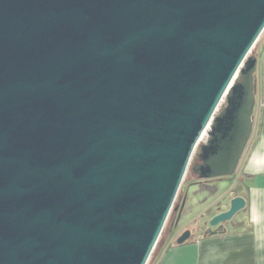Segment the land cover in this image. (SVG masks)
Here are the masks:
<instances>
[{
	"label": "water",
	"instance_id": "95a60500",
	"mask_svg": "<svg viewBox=\"0 0 264 264\" xmlns=\"http://www.w3.org/2000/svg\"><path fill=\"white\" fill-rule=\"evenodd\" d=\"M263 32L264 0H0V264H147L205 132L191 173L235 174Z\"/></svg>",
	"mask_w": 264,
	"mask_h": 264
},
{
	"label": "crops",
	"instance_id": "0c3cea01",
	"mask_svg": "<svg viewBox=\"0 0 264 264\" xmlns=\"http://www.w3.org/2000/svg\"><path fill=\"white\" fill-rule=\"evenodd\" d=\"M256 58L253 128L234 180L242 184L232 193L245 199L241 223L210 236L203 229L180 245L168 237L149 264H264V46Z\"/></svg>",
	"mask_w": 264,
	"mask_h": 264
},
{
	"label": "rangeland",
	"instance_id": "374dc122",
	"mask_svg": "<svg viewBox=\"0 0 264 264\" xmlns=\"http://www.w3.org/2000/svg\"><path fill=\"white\" fill-rule=\"evenodd\" d=\"M263 46L264 32L261 34L259 40L251 50V53L248 55V57H258ZM240 78L241 75L238 74L235 82H238ZM225 102L226 101L224 98L220 103L218 111H220L225 106ZM204 134L205 135L201 138L193 153L190 165L180 187L177 200L174 203L173 210L171 211L165 224L163 233L160 236L159 244L162 242L164 237L168 238L174 236L182 230L190 231L192 237L199 230L205 229L206 222L210 219V217L218 213L219 209L228 205L229 201L232 199L231 194L233 193L234 185L240 187L242 184L240 180L234 182L235 179L238 180L240 177L239 167L232 176L218 179L198 180V178L191 173V166L197 162L199 148L207 141L208 134L207 132ZM237 191L238 190H234V193H237ZM183 200H185L184 206L182 211L179 213L176 211V209L178 206H181ZM241 215L242 211L238 212L231 221L224 223V226H229V224L236 222L241 223Z\"/></svg>",
	"mask_w": 264,
	"mask_h": 264
},
{
	"label": "trees",
	"instance_id": "16d2710c",
	"mask_svg": "<svg viewBox=\"0 0 264 264\" xmlns=\"http://www.w3.org/2000/svg\"><path fill=\"white\" fill-rule=\"evenodd\" d=\"M240 189V187H238V186H236V187H234V190H239ZM238 192V191H237ZM164 230V229H163ZM162 233H163V231H162ZM162 233H161V235H162ZM166 239H167V237H164V239L162 240V242L159 244V241H160V238H159V240H158V242H157V245L155 246V249L153 250V252H152V254H151V256H150V259H149V261L153 258V256L156 254V252L161 248V246L165 243V241H166ZM159 245V246H158ZM157 248V249H156ZM155 250H156V252H155ZM148 261V262H149ZM148 264V263H147Z\"/></svg>",
	"mask_w": 264,
	"mask_h": 264
},
{
	"label": "flooded vegetation",
	"instance_id": "af4514ba",
	"mask_svg": "<svg viewBox=\"0 0 264 264\" xmlns=\"http://www.w3.org/2000/svg\"><path fill=\"white\" fill-rule=\"evenodd\" d=\"M185 230L180 231L178 234H175V240L178 236H180ZM190 232V231H189ZM190 237H191V233H190ZM190 239V238H189Z\"/></svg>",
	"mask_w": 264,
	"mask_h": 264
},
{
	"label": "bare ground",
	"instance_id": "6f19581e",
	"mask_svg": "<svg viewBox=\"0 0 264 264\" xmlns=\"http://www.w3.org/2000/svg\"><path fill=\"white\" fill-rule=\"evenodd\" d=\"M204 135H205V134H203V136H204ZM203 136H202V137H203Z\"/></svg>",
	"mask_w": 264,
	"mask_h": 264
}]
</instances>
